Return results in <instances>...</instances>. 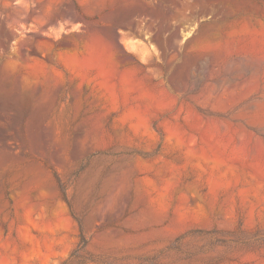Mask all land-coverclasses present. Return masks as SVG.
Returning <instances> with one entry per match:
<instances>
[{
	"label": "rangeland",
	"instance_id": "obj_1",
	"mask_svg": "<svg viewBox=\"0 0 264 264\" xmlns=\"http://www.w3.org/2000/svg\"><path fill=\"white\" fill-rule=\"evenodd\" d=\"M47 166L94 252L264 264V0H0V264L79 241Z\"/></svg>",
	"mask_w": 264,
	"mask_h": 264
},
{
	"label": "trees",
	"instance_id": "obj_2",
	"mask_svg": "<svg viewBox=\"0 0 264 264\" xmlns=\"http://www.w3.org/2000/svg\"><path fill=\"white\" fill-rule=\"evenodd\" d=\"M48 169L52 172L62 198L67 203L80 233L76 247L60 264H188V262L197 261L199 256L204 254L203 248L197 247L193 242L199 239H207L210 244H214L215 242L218 244H228V242L219 238L220 234L223 233L220 230H194L177 237L159 255L154 257H139L137 263L127 262L128 259L118 258L104 251L94 252L93 238L88 235L86 230V214L77 213L75 202L69 198L67 184L54 169L49 167ZM162 259H167V261L163 262ZM209 260L214 261L216 258L209 257Z\"/></svg>",
	"mask_w": 264,
	"mask_h": 264
}]
</instances>
